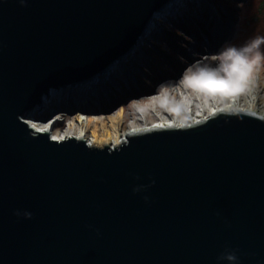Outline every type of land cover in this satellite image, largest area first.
Listing matches in <instances>:
<instances>
[{
    "label": "water",
    "instance_id": "1",
    "mask_svg": "<svg viewBox=\"0 0 264 264\" xmlns=\"http://www.w3.org/2000/svg\"><path fill=\"white\" fill-rule=\"evenodd\" d=\"M176 1L0 0V264H264V118L224 110L110 150L23 122Z\"/></svg>",
    "mask_w": 264,
    "mask_h": 264
},
{
    "label": "bare ground",
    "instance_id": "2",
    "mask_svg": "<svg viewBox=\"0 0 264 264\" xmlns=\"http://www.w3.org/2000/svg\"><path fill=\"white\" fill-rule=\"evenodd\" d=\"M175 3L177 4V1L173 2V5ZM213 23L209 27L210 32H207L206 38H200L198 43L190 48L191 54H188L186 50L183 51V65L176 68L174 73L169 75L168 73H163V75H167V78L162 80L163 86L161 88L164 86L166 88L172 87L168 95H163L159 98L158 92H153L152 89H142L134 94V97L138 99L139 103L146 100L150 101L148 106L151 108L131 106L129 97L124 96L121 98L124 103L115 115L104 116L102 119H89V121H86L87 124H84V118L80 114V111L85 113L89 109H92L90 107L100 105L101 101L98 97L101 95L103 86L105 89L108 88V80H114L117 76L123 79V83L120 82V84L130 86L132 79L136 83L134 77L135 71L129 68L132 66L140 70L144 67L142 59L137 61L134 59L136 56L134 53L138 50L139 45H141V40L139 39L134 46L133 52L129 53L122 61L107 68L106 72L98 74L96 78L88 79L87 81L81 82L79 86L72 87V89H67L64 92L51 94L47 98H44V106L40 108L36 107L33 115H31L32 118H24L23 122L34 133L45 131L49 133L50 130L46 126L47 121L52 117H63V113L65 112L63 110L58 111L55 112L58 114L54 115V113L46 118L43 117L44 114L41 115L42 117H39V113L42 111L45 113L50 109V106L54 107L57 104H60V106L64 104L77 106V113L74 116V120L66 126L64 125L60 129L59 134L51 138L53 140L75 138L85 141L89 147H110L123 144L130 137L140 133L152 130L187 127L224 110L244 112L264 118V87L261 86L260 79L256 82L255 87L250 82L244 87L243 82L238 88H224V92H219L214 86L209 85V81L213 82L212 78H204L200 74L203 72V67L200 66L202 63L210 65L209 63L212 62L213 67L217 66L223 60V54L229 50L230 45L228 44L231 42L229 37L230 27H224L222 21L218 22V20ZM151 28L152 25L149 23V30ZM147 61L149 62V60ZM182 67L190 70L191 75L189 78L180 74ZM158 75L155 78H158ZM226 78V74L220 70L216 82L226 81ZM193 80H196L198 87L191 86V81ZM141 81H143V78ZM100 82L103 83V86L97 91V84ZM74 92H76V96L74 97H79V100L75 99L74 101L70 98L71 93ZM227 94L230 95L228 99L225 97ZM52 98H55V102L52 105L48 104L45 106L46 103L52 101ZM169 98H173L170 104L168 103ZM59 99L60 101H58ZM64 100H67V103ZM113 103L101 110H109V107ZM126 118L131 120V125L127 129H125L127 125ZM149 120H152L151 124H148ZM90 123L93 124L90 130L91 138L86 139V132L88 131Z\"/></svg>",
    "mask_w": 264,
    "mask_h": 264
},
{
    "label": "rangeland",
    "instance_id": "3",
    "mask_svg": "<svg viewBox=\"0 0 264 264\" xmlns=\"http://www.w3.org/2000/svg\"><path fill=\"white\" fill-rule=\"evenodd\" d=\"M219 1L182 0L180 3L175 4V7L171 9L170 12L155 15L153 22L151 23L152 28L147 32L144 38L140 39L141 45H139L138 50L134 53L136 54L134 59L136 61L142 59L144 67L140 70H137L132 66L129 68L135 71L134 77L136 83L132 79L130 86L120 84V82L123 83V79L122 77L119 78L116 76L114 79L115 81L113 79L108 80V88L105 89L103 83H101L104 80L103 78V80L97 84V91L103 86V90H101L100 93L101 95L98 97L101 101L100 105L90 107L92 109L85 112L84 116H82L84 117V124H87L86 121H89V119H102L104 116L108 117L109 115L117 114L120 106L124 103L121 99L124 96L129 97L128 99L131 101V106L151 108L148 106L150 101L146 100L139 103L138 99L134 97V94L139 90L152 89L153 92H158L159 98L163 95H168L172 87L166 88L164 86L161 88L163 86L162 80L167 78V75L165 76L163 73H168V75L174 73L176 68L182 66L184 63L183 51L186 50L188 54H191L192 52H190V48L198 43L200 38H206L207 32H210L209 27L213 22H217V14L213 15L212 21L208 17L210 14L214 13V5L219 8V11H222V4ZM227 1L230 4L225 6L224 9L228 12L230 17H227V15H224L223 13L226 17L225 19L223 18L222 23L224 27H230L229 37L231 42L228 44L230 45L229 49L235 48L239 50L257 38L264 39V0ZM259 50L264 53V43H261ZM149 54H153L157 58V61L147 58ZM147 60H149V62ZM224 63V60H222L214 67L212 62L209 63L210 65L202 63L200 66L203 67V72L200 74L204 76V78H212L213 82H216ZM180 74L189 78L191 72L189 69H184V67H182ZM156 75H158V78H155ZM142 78L143 81H141ZM259 79L261 86L264 87V58H262L254 67L250 77L244 82V87H246L249 82L255 87L256 82ZM191 82V86L195 88L198 87L196 80ZM236 87L238 88V86ZM215 88L219 92H224V89L218 87ZM231 88L235 87H228L227 89ZM70 96L74 101L75 99L79 100V97H74L76 96V92L71 93ZM229 96L230 95L227 94L225 97L228 99ZM172 99L173 98H169V104ZM58 101H60V99ZM54 102L55 98H52V101L46 103L45 106L48 104L52 105ZM65 102L67 103V100ZM111 103L113 104L109 107V110H101L107 105L109 106ZM52 107L53 106H50V109L45 113H43V111L39 113V117L44 114L43 117L46 118L55 112L62 110L65 113H63V117L59 118L60 121L55 123L51 128L49 132L50 137L59 134L60 129L74 120V116L77 113V106H70V104H64L62 106L57 104L54 105L53 108ZM56 114L58 113H55L54 115ZM148 122V124H151L152 120H149ZM130 123L131 120L126 118L127 125L125 129L131 125ZM92 127L93 124L90 123L88 131L86 132V139L91 138L90 130Z\"/></svg>",
    "mask_w": 264,
    "mask_h": 264
},
{
    "label": "clouds",
    "instance_id": "4",
    "mask_svg": "<svg viewBox=\"0 0 264 264\" xmlns=\"http://www.w3.org/2000/svg\"><path fill=\"white\" fill-rule=\"evenodd\" d=\"M264 39L257 38L241 49H229L223 54L224 65L222 71L226 74L227 80L220 81L219 87H236L245 82L251 75L254 67L264 58V53L259 50ZM230 262L237 260L234 254H229Z\"/></svg>",
    "mask_w": 264,
    "mask_h": 264
},
{
    "label": "snow or ice",
    "instance_id": "5",
    "mask_svg": "<svg viewBox=\"0 0 264 264\" xmlns=\"http://www.w3.org/2000/svg\"><path fill=\"white\" fill-rule=\"evenodd\" d=\"M220 84V82H212V81H209V85L210 86H214V87H218V88H221V89H224L222 87H219L218 85Z\"/></svg>",
    "mask_w": 264,
    "mask_h": 264
},
{
    "label": "trees",
    "instance_id": "6",
    "mask_svg": "<svg viewBox=\"0 0 264 264\" xmlns=\"http://www.w3.org/2000/svg\"><path fill=\"white\" fill-rule=\"evenodd\" d=\"M154 45V44H153ZM149 58L151 59V60H153V61H157L156 59V57L153 55V54H149Z\"/></svg>",
    "mask_w": 264,
    "mask_h": 264
}]
</instances>
